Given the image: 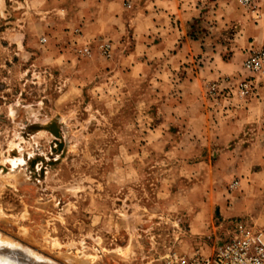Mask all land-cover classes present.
<instances>
[{"label": "rangeland", "instance_id": "rangeland-1", "mask_svg": "<svg viewBox=\"0 0 264 264\" xmlns=\"http://www.w3.org/2000/svg\"><path fill=\"white\" fill-rule=\"evenodd\" d=\"M80 1H11L0 13V264H157L170 250L212 252L238 222L264 229L218 206L252 192L234 169L252 159L217 156L237 144L206 140L187 113L200 106L232 121L259 96L264 64L244 61L264 45L240 46L255 0H180L204 54L172 77L159 69L172 68L175 48L127 73L120 58L135 38L87 33ZM19 18L28 30L18 39L4 21ZM201 67L200 82L188 79Z\"/></svg>", "mask_w": 264, "mask_h": 264}, {"label": "crops", "instance_id": "crops-1", "mask_svg": "<svg viewBox=\"0 0 264 264\" xmlns=\"http://www.w3.org/2000/svg\"><path fill=\"white\" fill-rule=\"evenodd\" d=\"M11 1L20 2L18 6L22 7L23 10H31L39 6L44 7L43 4L47 2V0H0L1 14L8 11ZM84 1V4L80 6L79 13L82 14L81 18L85 23L84 28L87 33L91 32L89 34L92 36L99 33H109L112 38L116 39L122 38L124 35L135 38L137 50L132 47L120 58V62L125 66L127 73H133L136 68H139V64H144V61L149 60V58L161 60V56L168 50L175 48L176 50L172 52L170 59L174 63L172 68L169 66L167 70L166 68L159 69L160 72L164 71L162 73L165 74L166 72L172 77L175 64L195 61L194 59L200 57V54H204L202 47L204 43L200 39L188 36L183 15L188 13V16H193V12L186 4H181L180 0H139L134 1L131 9L125 6V0ZM82 2L83 0L78 3ZM255 3L259 7L257 8L259 16L257 19H250L245 24L243 30L245 35L240 38V46L242 47H247L252 43L264 45V0H255ZM14 5L16 4L14 3ZM187 8L189 10L185 12ZM111 20L117 25L110 24ZM27 23V20L22 18L8 19L4 21V29L10 31L11 37L15 36L19 39V36L20 38L26 36ZM21 41L24 46V40L21 39ZM17 46L19 47V45ZM141 46L143 52H146V57L141 55L142 53L138 50ZM206 72L207 70L201 67L200 70H196V75L188 74V79L196 77L200 82ZM158 76L161 74L159 73ZM189 84V87H196V82L193 80H190ZM191 109L193 111H187V113L195 114L191 121H199V124L205 129L203 134L206 140L210 142L216 140L219 143L235 142L237 144L231 148L228 147L232 144L227 145L226 150L220 148L217 156L220 158L241 159L248 157L252 159L248 166H245L242 161L234 163V169L237 172H246L244 180L246 179L247 188L252 192H248L249 194H245V191L239 192L240 196L232 197L235 199L231 204L227 199L224 202L220 201L218 204L220 214L225 217L248 215L256 224H264V86L260 88L259 96L254 98L247 108L242 109L232 121L210 119L205 107L199 106ZM187 110L190 108L187 107ZM249 125L261 126L262 132H244ZM210 128L212 130L209 131ZM245 142L249 144L244 146L242 156H240L241 152L238 153L237 148L243 146ZM259 143L262 145H258Z\"/></svg>", "mask_w": 264, "mask_h": 264}, {"label": "built area", "instance_id": "built-area-1", "mask_svg": "<svg viewBox=\"0 0 264 264\" xmlns=\"http://www.w3.org/2000/svg\"><path fill=\"white\" fill-rule=\"evenodd\" d=\"M83 50L88 51L87 48ZM244 64L248 68H261L264 48L251 49ZM157 264H264V229L238 222L233 235L215 246L212 252L188 254L170 250L161 256Z\"/></svg>", "mask_w": 264, "mask_h": 264}, {"label": "bare ground", "instance_id": "bare-ground-1", "mask_svg": "<svg viewBox=\"0 0 264 264\" xmlns=\"http://www.w3.org/2000/svg\"><path fill=\"white\" fill-rule=\"evenodd\" d=\"M3 243H4V242H3ZM1 244H2V243H1ZM6 244H7V243H6ZM6 244H5V245H6ZM2 245H3V244H2ZM8 245H9V244H8ZM9 247H10V246H9ZM12 248H13V246H12ZM22 249H23V248H22ZM9 250H10V249H9ZM32 253H33V252H32ZM15 254H16V253H15ZM18 254H20V253H18ZM27 254H30V253L28 252ZM16 255H17V254H16ZM31 255H33V254H31ZM33 257H35V256H33ZM5 259H6V258H5ZM36 259H37V258H36ZM36 259H35V260H36ZM6 260L12 262L13 264H22V263L19 262V261H11L10 259H6ZM6 260H5V261H6ZM8 261H7V262H8ZM1 263H3V264L5 263V264H6V262H4V261L1 262Z\"/></svg>", "mask_w": 264, "mask_h": 264}]
</instances>
